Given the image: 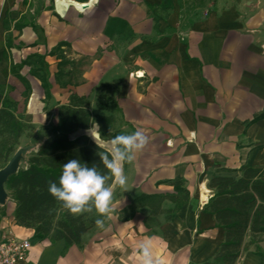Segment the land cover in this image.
<instances>
[{"label": "crops", "instance_id": "obj_1", "mask_svg": "<svg viewBox=\"0 0 264 264\" xmlns=\"http://www.w3.org/2000/svg\"><path fill=\"white\" fill-rule=\"evenodd\" d=\"M167 1L68 0L63 17L55 0H0V111L39 131L57 127L77 97L94 126L103 117L121 134L139 128L149 137L124 165L127 187L114 189L112 218L103 229L93 224L81 246L16 226L7 194L0 241L31 242L22 264H142L147 240L155 264H218L225 232L208 211L210 181L264 169V0L163 20L155 11ZM62 46L68 66L58 78ZM259 240H246L236 264H264Z\"/></svg>", "mask_w": 264, "mask_h": 264}, {"label": "trees", "instance_id": "obj_2", "mask_svg": "<svg viewBox=\"0 0 264 264\" xmlns=\"http://www.w3.org/2000/svg\"><path fill=\"white\" fill-rule=\"evenodd\" d=\"M62 48L57 51L60 60L58 78L68 66L60 53ZM38 78L46 101H50L46 80ZM86 106V100L71 97L69 106L61 108L58 126L52 129L54 140L42 146L30 159L27 170L19 171L6 182V191L17 206L16 226L33 230L38 240L63 241L67 248L81 246L83 237L94 222H88V213L72 215L49 193V183H59L63 164L71 159H78L89 167L95 165L100 172L106 173L100 160L103 151L86 137L73 138L77 132L89 131L93 125L91 115L85 111ZM95 123L99 131L105 133L112 121L98 117ZM26 129L13 113L5 109L0 111V137L6 136L0 144V166L9 163ZM209 188L216 195L208 211L225 232V242L215 261L218 264H236L246 250V240L250 237V245L257 244L259 237L264 235V169L245 168L238 180L214 178Z\"/></svg>", "mask_w": 264, "mask_h": 264}, {"label": "clouds", "instance_id": "obj_3", "mask_svg": "<svg viewBox=\"0 0 264 264\" xmlns=\"http://www.w3.org/2000/svg\"><path fill=\"white\" fill-rule=\"evenodd\" d=\"M92 137L97 143L96 137ZM106 143L108 150L100 154L106 173L100 172L95 165L89 167L78 159H71L63 164L59 183H49V193L74 216L91 213L94 209L98 216L112 218L114 189L127 187L124 165L132 164L136 155L146 149L149 137L145 130L138 128L130 134L117 135ZM96 225L103 229L104 219H97ZM139 248L142 264H155L151 240L141 243Z\"/></svg>", "mask_w": 264, "mask_h": 264}, {"label": "rangeland", "instance_id": "obj_4", "mask_svg": "<svg viewBox=\"0 0 264 264\" xmlns=\"http://www.w3.org/2000/svg\"><path fill=\"white\" fill-rule=\"evenodd\" d=\"M163 1L165 4L168 3L167 0ZM254 1L258 0H169V5H167L168 8L161 10V12L157 9L155 11V15L156 17L160 16L163 20H166L172 14H179L185 19L198 18L203 15H208L214 11H227L238 8L244 9L248 3ZM19 119L27 127V129L18 141V144L15 147V152L11 156L9 163L6 166H0V171L5 169L12 162L17 164L20 171L24 170V168H28L29 161L37 154L39 146L44 141L51 142L55 138L52 134V126H47L39 131H35L36 129L34 127L24 123L22 117ZM120 134L121 132H119V129H113L111 127L108 132L102 133L93 124V127H91L89 131H79L73 136V138L86 137L91 144L96 145L99 149L105 152L109 148V145L106 142ZM92 135L96 137L97 143L93 139ZM5 138L6 136L0 137V144ZM7 194L9 197L8 192ZM87 217L88 222L93 221L94 223L92 224L95 226L97 219H104L103 217L98 216L94 209L91 213H88Z\"/></svg>", "mask_w": 264, "mask_h": 264}, {"label": "built area", "instance_id": "obj_5", "mask_svg": "<svg viewBox=\"0 0 264 264\" xmlns=\"http://www.w3.org/2000/svg\"><path fill=\"white\" fill-rule=\"evenodd\" d=\"M31 250V242L13 238L0 241V264H22Z\"/></svg>", "mask_w": 264, "mask_h": 264}, {"label": "water", "instance_id": "obj_6", "mask_svg": "<svg viewBox=\"0 0 264 264\" xmlns=\"http://www.w3.org/2000/svg\"><path fill=\"white\" fill-rule=\"evenodd\" d=\"M20 169L12 162L0 171V205H4L7 199L6 182L12 175L18 174Z\"/></svg>", "mask_w": 264, "mask_h": 264}, {"label": "bare ground", "instance_id": "obj_7", "mask_svg": "<svg viewBox=\"0 0 264 264\" xmlns=\"http://www.w3.org/2000/svg\"><path fill=\"white\" fill-rule=\"evenodd\" d=\"M56 1V10L61 16H65L68 8H69V2L68 0H55ZM85 7V6H84ZM203 191L206 192V188L203 187Z\"/></svg>", "mask_w": 264, "mask_h": 264}]
</instances>
